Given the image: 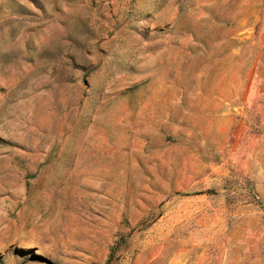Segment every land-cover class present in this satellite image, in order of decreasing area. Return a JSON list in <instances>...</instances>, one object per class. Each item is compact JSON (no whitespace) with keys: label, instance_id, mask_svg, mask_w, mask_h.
Masks as SVG:
<instances>
[{"label":"rangeland","instance_id":"obj_1","mask_svg":"<svg viewBox=\"0 0 264 264\" xmlns=\"http://www.w3.org/2000/svg\"><path fill=\"white\" fill-rule=\"evenodd\" d=\"M219 102L264 132V0H0V264H255Z\"/></svg>","mask_w":264,"mask_h":264},{"label":"crops","instance_id":"obj_2","mask_svg":"<svg viewBox=\"0 0 264 264\" xmlns=\"http://www.w3.org/2000/svg\"><path fill=\"white\" fill-rule=\"evenodd\" d=\"M219 106L221 110V121L219 126V133L223 134V139L220 140V144L225 148L227 146L226 136L234 126V123L237 121V117H239L240 128H238L239 135H247L242 144L238 147H234V150H238L242 152L241 158H246L247 161H254L256 164V170H251L250 168H246L244 171L245 177L256 183L257 188L262 183L264 189V132L258 137L254 134L253 129L249 128L254 123L251 118L248 116L249 108L246 107L245 111L239 106L225 107L222 102H219ZM228 110V111H226ZM236 110H242V113L238 115ZM264 111V109H263ZM259 125L264 129V112L261 115V119H259ZM238 144V145H239ZM264 196V195H263ZM263 254H259L258 256H253V261L255 264H264V252Z\"/></svg>","mask_w":264,"mask_h":264},{"label":"bare ground","instance_id":"obj_3","mask_svg":"<svg viewBox=\"0 0 264 264\" xmlns=\"http://www.w3.org/2000/svg\"><path fill=\"white\" fill-rule=\"evenodd\" d=\"M95 161V160H94ZM93 160H92V162H94ZM97 168V167H96ZM94 169V168H93ZM98 177V176H97Z\"/></svg>","mask_w":264,"mask_h":264},{"label":"trees","instance_id":"obj_4","mask_svg":"<svg viewBox=\"0 0 264 264\" xmlns=\"http://www.w3.org/2000/svg\"><path fill=\"white\" fill-rule=\"evenodd\" d=\"M110 257L108 258L107 262L109 261Z\"/></svg>","mask_w":264,"mask_h":264}]
</instances>
